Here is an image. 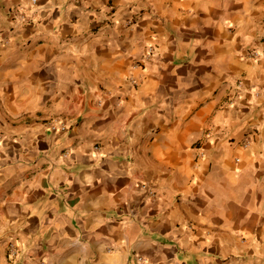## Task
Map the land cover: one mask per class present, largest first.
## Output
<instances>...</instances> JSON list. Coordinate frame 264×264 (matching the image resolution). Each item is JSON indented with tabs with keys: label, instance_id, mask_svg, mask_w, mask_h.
Returning <instances> with one entry per match:
<instances>
[{
	"label": "crops",
	"instance_id": "obj_1",
	"mask_svg": "<svg viewBox=\"0 0 264 264\" xmlns=\"http://www.w3.org/2000/svg\"><path fill=\"white\" fill-rule=\"evenodd\" d=\"M0 264H264V0H0Z\"/></svg>",
	"mask_w": 264,
	"mask_h": 264
},
{
	"label": "built area",
	"instance_id": "obj_2",
	"mask_svg": "<svg viewBox=\"0 0 264 264\" xmlns=\"http://www.w3.org/2000/svg\"><path fill=\"white\" fill-rule=\"evenodd\" d=\"M33 3L36 1V0H31ZM153 54V49L151 48V47H149L147 50H146V52H145V55H144V57H149L150 55H152ZM258 55V53L256 52V51H251L250 52V56H257ZM143 59H140V61L138 62V64H136V65H140V64H143ZM49 127H50V129H57L56 128V125L54 124V122H51L50 124H49ZM61 127V129H64V127L63 126H60ZM152 193V192H151ZM8 254H9V257L10 258H12V259H14L15 257H17L18 256V254H19V247H18V245L15 243V241L14 240H10V241H8ZM138 259H141V257L139 256L138 257Z\"/></svg>",
	"mask_w": 264,
	"mask_h": 264
}]
</instances>
